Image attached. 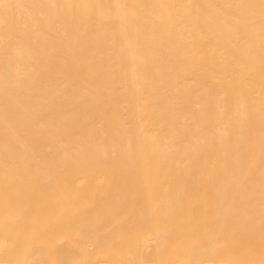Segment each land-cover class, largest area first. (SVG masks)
Here are the masks:
<instances>
[{
    "label": "bare ground",
    "instance_id": "6f19581e",
    "mask_svg": "<svg viewBox=\"0 0 264 264\" xmlns=\"http://www.w3.org/2000/svg\"><path fill=\"white\" fill-rule=\"evenodd\" d=\"M0 51L20 64L0 73V175L30 166L38 142L50 149L38 171L73 189L264 180V0H0ZM169 198L117 202L112 218L114 208L47 218L57 248L95 234L127 249L80 239L44 263L1 246L0 264H264V202L214 210Z\"/></svg>",
    "mask_w": 264,
    "mask_h": 264
},
{
    "label": "rangeland",
    "instance_id": "374dc122",
    "mask_svg": "<svg viewBox=\"0 0 264 264\" xmlns=\"http://www.w3.org/2000/svg\"><path fill=\"white\" fill-rule=\"evenodd\" d=\"M5 53L6 51H0V73H3V72L8 73V71L10 70L7 69V67H10L11 69L12 66H15L16 70H20V66H19L20 64L17 63L14 65H10V64L8 65L5 61H2L4 60L3 56ZM39 77L40 76H38V78ZM48 128H50V126L38 128L40 129V131H34V132L30 131L31 136H33L34 134L39 136L44 133H47L45 131H41V129H48ZM30 129H35V127H30ZM37 144L38 142H36V144L33 143L30 146L29 156L31 160V163H30L31 167L28 166L24 168L21 162L14 163L13 161H10V162H13L15 171L13 170L12 172L10 170V172L0 175V244H1L0 247L2 246L3 250L5 249L8 251L15 250L14 253H17V256L19 255L17 259H20V257L23 256L24 258L23 257H22L23 259L21 258L23 261L26 260L25 259L26 257L28 262H33V260L31 261V258H33V256L34 257L36 256V262H38L37 261V257H38L39 262L44 260L43 261L44 263L45 261L46 263H49V259L51 258V256H53V254L55 253V250H57L58 248H63L62 246H64V248L69 247L70 249L75 250L76 249L75 247L77 245H79V247L80 245H82V242H81L82 240L85 241L83 242V244L88 245V247L86 246V248L90 247L93 250L97 249L95 247L100 246V245H95L93 243H104L105 241L102 240L104 238H105L104 240L109 242L107 243L111 246V248L115 249L116 251L131 247V244H132L131 241L129 239H123V237L121 238V236L119 235H116V236H118L117 238H121L120 241L116 237L113 238V236L115 235H111L112 240L110 239L111 238L110 236L104 237V238H102L101 236L98 240L95 234H89V235H82L84 236L83 238L81 237L75 238L76 241L75 239L73 240L72 236H70L72 238L70 240H69L70 237L67 238L68 240L64 238L66 241L65 244L62 245L61 244L62 242H61L59 243V245L61 244L62 246L59 247L58 245V248H57V246L55 245L58 243L55 242L54 238L56 237H54L53 235L54 237L53 238L50 233V221H48L47 218L50 219L51 217L55 216V214H59V213L62 214L63 217H66V215L68 214L67 217L69 216L71 218L72 214L74 217L75 213L79 212V210H81L79 213H83V211L85 212L89 211L91 214L89 212L88 214L92 215V214H95V211L93 210L99 209V211L102 212L101 209H103L104 210L103 215H107V217L109 218L111 215L110 211L112 212L115 209L113 211V215L111 216L112 218L113 216L116 217V214L114 212L116 211V208L119 207L118 205L119 202H123L119 204L125 205V207H127L128 205L137 206L138 205L137 203H139L140 201H141L140 203H142L143 199H144L143 201H146L148 200V197L150 199L153 196L152 199L148 200L150 202L149 203L150 208H159V207H163L164 203L168 201L167 200L169 198L168 196H170L169 202H170V199H172L173 201H177V202H181L180 200H182V204L185 203L186 202L185 198H189L187 197L188 193L186 192H189V194L192 192V194H194L193 196L190 195L191 198L189 199L191 200H193V197H195V198L203 200V202L206 201L207 202V203L205 202L206 204L210 202L209 207L214 208V210L228 209V208H241V207H245L248 205L252 207H258L261 203L264 202V197H262V195H259V194L264 193V186L242 185L241 184L244 182L258 183V182L264 181L262 179L199 180L198 182H210L211 184L210 185H194V186L189 185L190 187L188 185H186L188 187H185V185L184 186L180 185L182 187H180L179 185H176V186L169 185L170 186L169 187L167 185L168 188L166 185H165L166 188L163 187L164 185L163 186L162 185L161 186L152 185L153 187L152 186L143 187L140 185H133V186L129 185L127 187L126 186L123 187L121 185H117L116 183L147 182V181L148 182H179L181 180L173 179L172 181V179L171 180L170 179H167V180L110 179V180H105V181L109 183L112 182V183L109 185L103 186V187L86 185L79 189L77 187L78 190L76 189V187L75 189H73L72 186H70L71 187L70 188L69 185L64 186V184L61 185V183H59L58 185L57 183V182L66 183L68 181L71 182L73 180L53 179L54 176H52L50 172L40 173L38 171L39 165H37V162L39 163L41 161V157L43 156L42 152L44 151L48 152L50 151V149L49 147L46 148L43 144H42L43 146H40L41 143L39 145ZM47 155L49 158L50 155L48 153L45 156H43L46 161L50 159V158L49 159L45 158ZM32 158L34 160H32ZM34 161H37L35 162L36 165L33 164ZM48 162L50 163V161ZM33 165L35 167L38 166L37 171ZM10 166L12 167V165ZM48 166H50V164ZM85 181L87 182L88 180H85ZM94 181H97V180H90L89 182H94ZM67 190L69 191V193ZM59 192L61 194H59ZM181 192H185L187 196L185 195V193L182 194ZM242 192H244L245 195H242ZM178 193H180V195H177L178 197L176 196L174 198L175 194H178ZM252 193H256V194L253 195ZM181 194L183 195L184 198L182 197ZM66 195L68 198L66 197ZM115 195L117 196L115 197L116 200H114ZM164 196L165 198H163ZM180 196L182 199H179ZM158 198H160L159 200L160 201L162 200V201L160 202L159 200H157ZM176 198H178L179 200L178 199L176 200ZM73 199H76L74 201V204L72 201ZM163 199L167 201H164ZM189 199L187 200V202L189 201ZM55 200H57V202L59 203H57ZM69 200H71V202H69L70 204L72 203L73 205H75V206L71 205L73 206L72 208L73 209L77 208L76 210L74 209L75 211L73 212H71L72 209H71V206H69V203H68ZM173 201H171L170 203H172ZM84 202L88 203L86 204L87 211L85 210L86 205ZM190 202H188L190 205L194 203L193 201H190ZM56 203L58 204L57 208H55ZM140 203H139V206H140ZM188 203L187 205H189ZM88 206L89 208H91V210L88 208ZM131 206L130 207L128 206V207L130 209L134 208V206L133 207ZM128 207L126 209H128ZM105 209L107 210L110 209L108 211L109 213H107V210L105 211ZM52 210L54 211V213ZM57 211H60V212L58 213ZM99 211L97 210L96 214ZM108 214L110 215L108 216ZM100 216H101L100 214L97 215V217H100ZM73 242L75 243L77 242L76 245ZM73 244L75 246L71 247ZM91 245L92 246L95 245V247L92 248ZM79 247H77V250L79 249ZM40 257L42 258L41 260H40ZM53 258L54 257H52L51 259L53 260Z\"/></svg>",
    "mask_w": 264,
    "mask_h": 264
}]
</instances>
